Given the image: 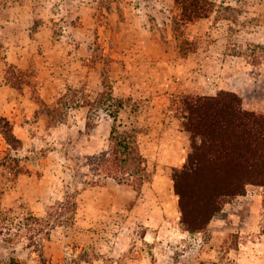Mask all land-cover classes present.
<instances>
[{
	"label": "rangeland",
	"instance_id": "rangeland-1",
	"mask_svg": "<svg viewBox=\"0 0 264 264\" xmlns=\"http://www.w3.org/2000/svg\"><path fill=\"white\" fill-rule=\"evenodd\" d=\"M212 1L182 35L173 0H0V264H264V186L194 233L174 189L181 97L234 92L264 115V0ZM115 117L139 132L141 189L91 159Z\"/></svg>",
	"mask_w": 264,
	"mask_h": 264
},
{
	"label": "trees",
	"instance_id": "trees-1",
	"mask_svg": "<svg viewBox=\"0 0 264 264\" xmlns=\"http://www.w3.org/2000/svg\"><path fill=\"white\" fill-rule=\"evenodd\" d=\"M173 2L178 14L172 23L180 34L183 25L209 18L216 8L212 0ZM193 46L183 39V51ZM178 106L185 113L182 124L191 145L185 165L174 171V189L182 224L194 233L203 231L220 213L225 199L244 195L248 185L264 186V115L245 110L242 99L228 91L210 97L184 96ZM3 134L12 145L13 133L7 130ZM138 135L135 128L117 124L115 117L109 150L91 159L98 161L106 176L141 189L150 171ZM10 264L18 263L13 259Z\"/></svg>",
	"mask_w": 264,
	"mask_h": 264
}]
</instances>
